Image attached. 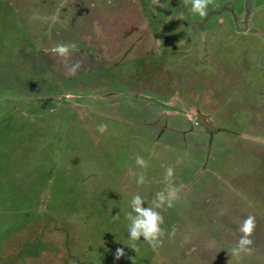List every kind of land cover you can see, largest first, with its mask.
<instances>
[{"label": "rangeland", "instance_id": "rangeland-1", "mask_svg": "<svg viewBox=\"0 0 264 264\" xmlns=\"http://www.w3.org/2000/svg\"><path fill=\"white\" fill-rule=\"evenodd\" d=\"M161 3L0 0V264H264V0H215L204 18L183 0ZM75 29L103 62L118 54L128 66L80 59ZM77 61L68 78L65 63ZM143 102L177 132L140 131ZM190 110L213 130L182 126ZM169 166L183 188L158 210L163 243L153 251L141 238L135 251L131 200L148 207ZM248 215L253 252L232 257Z\"/></svg>", "mask_w": 264, "mask_h": 264}, {"label": "clouds", "instance_id": "clouds-1", "mask_svg": "<svg viewBox=\"0 0 264 264\" xmlns=\"http://www.w3.org/2000/svg\"><path fill=\"white\" fill-rule=\"evenodd\" d=\"M111 3V0H108ZM185 6L190 5V12L192 14L198 15L201 18H204L208 15V6L215 5V0H183ZM152 5L156 7L160 5L164 7V4L161 3V0H152ZM172 19V17H169ZM56 55L61 58H66L69 56V47L64 44L57 45L53 50ZM80 62L77 61L74 64L65 63L67 74L69 76H74L80 69ZM101 133L107 131V125L100 124L97 129ZM135 163L141 168H147L148 162L142 157L137 155L135 157ZM135 173L129 171V176H134ZM174 169L169 166L165 170V182L168 184V187L160 192H157L151 204L148 207H144L145 200L140 195L133 196L131 200V211L126 214V219L129 221L127 226L128 228V238L132 243V249L135 251L137 241H140L143 238V241L153 250L156 251L161 244L163 243L162 237L165 235V230L161 227L164 223V217L161 214V211L165 208H171L174 206V202L177 200L179 192L183 188V185L180 187L172 186V178L174 177ZM146 181V177L143 174H140L137 179V185H143ZM256 228V217L253 215H248L243 222L239 225L240 237L236 245L233 246L230 250L232 257H240L241 254L251 255L253 252V239L252 235ZM176 232L175 227L172 228L169 235L174 236ZM125 253L123 249H117L115 256L116 259H120L124 256Z\"/></svg>", "mask_w": 264, "mask_h": 264}, {"label": "crops", "instance_id": "crops-1", "mask_svg": "<svg viewBox=\"0 0 264 264\" xmlns=\"http://www.w3.org/2000/svg\"><path fill=\"white\" fill-rule=\"evenodd\" d=\"M62 12V11H61ZM76 30V29H75ZM83 31V30H82ZM109 35V34H108ZM74 37V36H73ZM108 38L110 39V36H108ZM68 41H70V44L71 45H69L70 47H74V48H77L78 49V47L80 48L79 50H76L75 52H77L78 53V55L81 57L80 59H84V60H92V61H97V64H99V68L101 67V66H105V65H110V69L112 70V71H119L120 69L119 68H121V69H124L125 67H127L128 66V63H127V61H125L124 63H121V59H119L118 58V56L116 57V55H118V54H116L115 55V57L114 58H116V59H113V58H111V59H109V61H104L103 62V59H102V57H100L101 56V50L100 49H97L96 47H94L93 45L92 46H90L89 48L88 47H86V45L87 44H85L86 42H85V40L83 39V37L81 36L80 37V35L77 37V38H75L74 37V39H71V40H69L68 39ZM73 41H74V43H73ZM106 41V40H105ZM68 43V42H67ZM79 43V44H78ZM84 47V48H83ZM155 48H158V47H155ZM90 49H92V54L91 53H89V50ZM75 50V49H74ZM137 52H135V54H136ZM154 53V52H153ZM156 53H161V50L160 49H158V50H155V53H154V55L156 54ZM77 55V56H78ZM83 56H85L84 58H82ZM95 57H98L97 59L95 58ZM133 57V56H132ZM135 59H136V57H135ZM134 59V61H133V59H131L130 61H129V65H131V66H133V68H132V70L133 71H135V69L137 70V71H139L140 72V67H141V64H139V63H137L138 61V59L137 60H135ZM99 60L101 61V62H99ZM127 60V59H126ZM136 62V63H135ZM172 62H173V60H172ZM134 63H135V65H134ZM173 65H174V63H173ZM87 69V68H86ZM85 70V69H84ZM111 71V72H112ZM94 72H95V70H94V68L92 69V71H91V75L92 74H94ZM111 72H106V77H102V82H103V84L104 83H106L105 81H107V80H111V79H113V77H111L110 76V73ZM120 77V76H119ZM119 77H116V78H119ZM90 78H91V76H90ZM92 79V78H91ZM105 80V81H104ZM107 88V87H106ZM108 89H106V91H107ZM66 93V92H65ZM64 92H63V94H65ZM107 93H108V91H107ZM113 93V92H112ZM111 93V94H112ZM110 94V95H111ZM115 94V93H114ZM113 94V95H114ZM106 96H108V95H106ZM139 107H141L142 108V110L146 113V115H144L143 117H141V118H135L134 120H136L138 123H137V126L140 128V131L142 130L143 132H145L146 133V131H147V133L149 134V127L150 126H153V128H155V126H159L158 124L159 123H161L162 124V126H164L165 128H167L168 130H170L169 132H177V130H176V128H174V126H173V124H172V122L170 121L172 118H174L173 116H170V117H167V116H165L164 115V113H166L167 112V109L165 108V107H159L160 108V115H161V113H162V115H164L165 116V119L164 120H167V121H170L171 123H169V124H167V122L166 121H163V119H162V117H160V120H159V123L157 122V118H151L150 116H148L147 115V112L149 111L148 110V108H145V107H147L148 106V104H147V102H143V104H139L138 105ZM195 110V109H194ZM193 110V111H194ZM186 111H188L187 109H186ZM170 112H172V113H175L174 112V109L173 110H170ZM185 113V112H184ZM187 116V119H183V120H181L184 124L182 125V126H184V127H188L189 129H191V128H193V127H196L198 124H196V123H194V122H192L193 120H191V110L188 112V114H183V116ZM186 118V117H185ZM186 125V126H185ZM181 125H179V127H180ZM180 132V131H179ZM169 137V136H168ZM175 137V136H174Z\"/></svg>", "mask_w": 264, "mask_h": 264}, {"label": "water", "instance_id": "water-1", "mask_svg": "<svg viewBox=\"0 0 264 264\" xmlns=\"http://www.w3.org/2000/svg\"><path fill=\"white\" fill-rule=\"evenodd\" d=\"M197 123L200 124L201 126H203L204 128L213 130V127L210 126L209 123H207L205 121V118H204L203 115H198V117H197Z\"/></svg>", "mask_w": 264, "mask_h": 264}, {"label": "flooded vegetation", "instance_id": "flooded-vegetation-1", "mask_svg": "<svg viewBox=\"0 0 264 264\" xmlns=\"http://www.w3.org/2000/svg\"><path fill=\"white\" fill-rule=\"evenodd\" d=\"M71 31H73V33H72V32H71V33L69 32V33H70L69 36H70L72 39H73V36L76 38V37H78V36L80 35V34H78V32L76 33V30H71ZM74 32H75V33H74ZM80 37H81V35H80ZM95 58L97 59L98 57H95ZM85 61L87 62V61H92V60H85ZM86 66H87V65H86ZM51 74H52V72H51ZM67 76H68V78H71V76H69L68 74H67ZM50 77H51V76H50ZM65 77H66V76H65ZM65 77H62V76H61L60 78H63V79H64ZM4 90H5V91H8V90H9L8 86H6V87L3 86V91H4Z\"/></svg>", "mask_w": 264, "mask_h": 264}]
</instances>
